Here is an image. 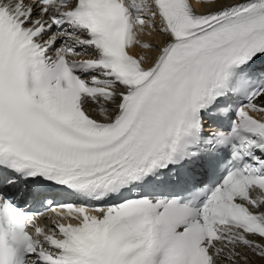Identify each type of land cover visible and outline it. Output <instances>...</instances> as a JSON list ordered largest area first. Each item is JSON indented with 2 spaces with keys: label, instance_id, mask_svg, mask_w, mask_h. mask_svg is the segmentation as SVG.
<instances>
[{
  "label": "snow or ice",
  "instance_id": "6c2138e0",
  "mask_svg": "<svg viewBox=\"0 0 264 264\" xmlns=\"http://www.w3.org/2000/svg\"><path fill=\"white\" fill-rule=\"evenodd\" d=\"M257 262L264 0H0V264Z\"/></svg>",
  "mask_w": 264,
  "mask_h": 264
},
{
  "label": "bare ground",
  "instance_id": "6f19581e",
  "mask_svg": "<svg viewBox=\"0 0 264 264\" xmlns=\"http://www.w3.org/2000/svg\"><path fill=\"white\" fill-rule=\"evenodd\" d=\"M196 10L197 11H204L203 8H201L199 5H196ZM148 30H146L145 34H143L141 36V39L146 42V43H151V44H156L158 45L161 40L163 39V37H161L159 35V33L157 32H153L151 35H148L147 34ZM135 54H138V55H152L153 53H155L154 50H149V49H141L139 47H137L135 50H134ZM255 259V258H254ZM257 264H259V262H257Z\"/></svg>",
  "mask_w": 264,
  "mask_h": 264
}]
</instances>
